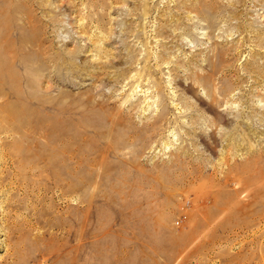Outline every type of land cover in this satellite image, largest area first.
Segmentation results:
<instances>
[{
    "label": "rangeland",
    "instance_id": "obj_1",
    "mask_svg": "<svg viewBox=\"0 0 264 264\" xmlns=\"http://www.w3.org/2000/svg\"><path fill=\"white\" fill-rule=\"evenodd\" d=\"M0 6V264H264V0Z\"/></svg>",
    "mask_w": 264,
    "mask_h": 264
},
{
    "label": "bare ground",
    "instance_id": "obj_2",
    "mask_svg": "<svg viewBox=\"0 0 264 264\" xmlns=\"http://www.w3.org/2000/svg\"><path fill=\"white\" fill-rule=\"evenodd\" d=\"M0 8H1V6H0ZM1 9H2V8H1ZM0 52H1V42H0ZM1 74H2V66H1V64H0V76H1ZM216 86H217V85H215L214 94H213V95H214V100H216V101L218 100V98H216V96H217L216 93H217V92H219V93H223V95L225 94V95H224L225 97H227V96L230 95V94H229V90H228L229 88H228V87H226V88H219V87H218V89H217ZM253 109H257L256 106L253 107ZM161 114H163V113H161ZM161 114L159 115L160 118H161ZM160 118H157L156 121L159 120ZM160 120H161V119H160ZM261 120H263V119H261ZM151 124L154 125V122H152Z\"/></svg>",
    "mask_w": 264,
    "mask_h": 264
}]
</instances>
